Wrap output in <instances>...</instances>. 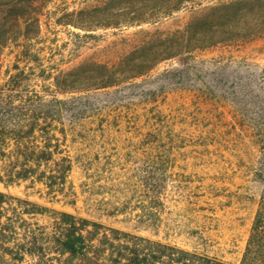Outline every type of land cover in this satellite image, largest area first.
<instances>
[{
    "label": "rangeland",
    "instance_id": "rangeland-1",
    "mask_svg": "<svg viewBox=\"0 0 264 264\" xmlns=\"http://www.w3.org/2000/svg\"><path fill=\"white\" fill-rule=\"evenodd\" d=\"M20 1L0 0V29L12 33L3 72L20 64L41 90L55 82L37 76L42 64L55 74L65 71L71 96L93 95L103 114L102 124L84 121L83 149L104 156L121 151L131 173L151 169L148 155L133 152L143 134L162 129L182 146L169 172L168 208L214 216L227 239L243 240L263 193L264 0H46L32 9L37 20L30 40L24 19L17 24L10 12ZM81 10L93 13L82 21L68 16ZM105 13L117 17L105 19ZM150 60V71L130 78ZM108 76L111 85L101 88ZM71 180L77 207H54L89 217L79 169ZM0 191L24 196L25 185L0 184ZM31 199L52 205L38 194Z\"/></svg>",
    "mask_w": 264,
    "mask_h": 264
},
{
    "label": "trees",
    "instance_id": "trees-1",
    "mask_svg": "<svg viewBox=\"0 0 264 264\" xmlns=\"http://www.w3.org/2000/svg\"><path fill=\"white\" fill-rule=\"evenodd\" d=\"M45 1L23 0L10 9L17 24L24 19L27 40L37 20L32 9ZM92 13L68 16L82 21L79 17ZM11 34L0 29V184L5 189L24 184L25 193L0 191V264H264V150L258 161L263 185L258 211L247 236L230 241L214 216H191L189 206L168 208L169 172L175 152L182 149L178 141L162 129L143 134L133 153L148 155L151 169L133 173L121 151L110 156L85 151L84 121H104L93 95L71 96L75 92L68 88L65 71L55 74L43 64L37 76L55 82L44 83L41 90L32 87L31 73L20 64L3 72L1 56ZM152 61L130 78L150 71ZM110 78L101 80V88L111 85ZM75 168L89 217L54 207H77L79 193L71 180ZM33 194L52 205L32 200ZM112 221L118 225L106 223Z\"/></svg>",
    "mask_w": 264,
    "mask_h": 264
}]
</instances>
